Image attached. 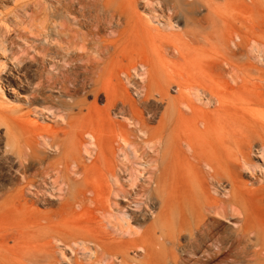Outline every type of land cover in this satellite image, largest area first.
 Segmentation results:
<instances>
[{
	"label": "rangeland",
	"instance_id": "obj_1",
	"mask_svg": "<svg viewBox=\"0 0 264 264\" xmlns=\"http://www.w3.org/2000/svg\"><path fill=\"white\" fill-rule=\"evenodd\" d=\"M91 1V16L61 20L45 10L55 0H0V223L23 227L46 216L62 226L102 222L117 238L109 244L116 243L115 259L124 258L122 264H264V154L258 148L251 154L254 165L237 172L247 188L240 201L211 221L225 237L203 246L222 247L213 257L193 244L194 220L183 221L171 209L158 218L159 203L151 200V176L155 165L171 158V136H196L199 145L216 151L227 150L223 141L234 130L249 129L255 144L258 134L264 136V105L238 97H264V0H218L207 18L199 12L208 5L192 0H140L113 18L101 15L102 0ZM152 9L164 16L151 17ZM172 9L178 13L169 15ZM242 38L249 43L241 49L235 41ZM227 60L238 70V82L237 73L219 69ZM188 81L196 89L181 86ZM220 91L224 107L216 110L211 94ZM33 94L37 102L30 101ZM84 125L92 134L89 154ZM157 127L164 135L160 143ZM54 132L58 148L44 144L43 135ZM51 160L69 163L61 172L66 177L44 173ZM71 164L87 170V184L82 175L75 178ZM62 179L73 188L83 184L88 199L59 191ZM230 189L225 179L211 194L228 198ZM177 227L183 229L178 237ZM238 229L248 235L235 243Z\"/></svg>",
	"mask_w": 264,
	"mask_h": 264
},
{
	"label": "bare ground",
	"instance_id": "obj_2",
	"mask_svg": "<svg viewBox=\"0 0 264 264\" xmlns=\"http://www.w3.org/2000/svg\"><path fill=\"white\" fill-rule=\"evenodd\" d=\"M44 1L45 3L48 2V0ZM139 1L140 0H102V5L104 7L101 15L107 18L122 15L126 11V4L135 8ZM153 2L154 0H146V5H151ZM191 3L207 4L208 10L206 12H199L203 17L207 18L210 16L211 12L216 10L218 0H192ZM91 5V0H55V6L51 8V5H45V10H47L48 14L60 18L61 20H75L78 18L82 19L81 17L86 18L91 16L93 14ZM170 11H172V13ZM150 12L149 14H153L151 17L160 19V17L164 16L162 13H157L155 9H152ZM155 12L156 14H154ZM180 12L183 16L196 14L194 10H181ZM95 13L97 15L100 14L99 11ZM167 13L169 15H176L178 12L172 9ZM239 37L241 38V36ZM242 39L238 42L234 40L236 46L241 49L243 46L247 47L249 43L248 39ZM234 51V49L231 50L232 54ZM227 58L228 57L225 59ZM227 65V67L222 65L219 69L228 71L233 75L237 73V77L233 76V80L238 82V70L235 69L228 60ZM181 86L188 90L196 89L197 87L189 81L188 83L181 84ZM211 95L217 98L215 102L217 104L216 110L224 107L223 91L212 93ZM36 96L33 94L30 97V101L37 102L39 98ZM238 97H241L248 104L256 103L264 105V97L260 93H240ZM178 102L179 100L174 98L172 101L173 107L177 106ZM241 107L242 109L249 110L244 105ZM249 131V129H244L243 131L234 130L229 132L231 135H228V141H223V144L227 145V150L225 151H216L210 149V147L208 149V147L205 148V146L199 145L196 136H171V158L169 157L170 159L164 162L159 161L160 165H155L153 176H151L155 183L152 187L154 198H151V200H157L159 203V210L156 213L158 215L157 217L159 218L164 212L171 209L172 212L181 214L178 218L183 221H187L189 218L194 220L195 228L191 230L193 244L197 249L205 250L212 257L218 254L222 250V247L218 250H213L211 246H207L206 249H203V246L208 242L223 243L225 237L216 233L211 221L218 220L216 214L224 217L227 216L229 207L233 209L234 204L240 201V195H243L245 193L244 191L247 190L245 184L237 179V172H240V170L244 168H251L254 165L251 160V154L256 151L255 147L258 148V152L264 154V136L258 134L256 138H258L260 142L255 144L253 143V139L255 138ZM82 134L85 136L83 140L85 143L84 150L89 154V146L91 144L89 139L92 137V134L85 125ZM58 135V132H54L52 135H43L44 144L52 148H58L60 145V142L57 140ZM154 137L157 139V143L161 142L164 135L160 127L155 129ZM181 142H184L187 147L183 148ZM240 142H242V144H240ZM234 144L236 147H233ZM162 151L163 149H156L158 155H160ZM68 164L69 163L65 160L56 162L52 160L47 161L44 164L43 171L45 174L49 171L52 173L53 171L56 177H60V175L65 176L61 172L69 169ZM73 165H75V163ZM205 166L209 168L208 171H205ZM70 167H72V164ZM221 167L223 168L222 171ZM72 169L74 168L72 167ZM73 173L76 176L75 178L82 175V183L85 182V184H87L86 181L89 179L87 170L82 169L78 171L74 169ZM225 179L231 184V189L228 193L230 197H213L211 190L213 189L218 192ZM79 181L77 180V183ZM56 182L57 179H55V183ZM58 184L59 191L75 194L77 197L84 194V198L88 199L86 194L81 191V186L83 184L73 188L68 182L66 183L64 179L59 181ZM262 190L261 193L264 194V188ZM255 191L256 193L259 192L258 190ZM41 199L48 200L45 194L41 196ZM23 209L24 207H19L20 211ZM154 213L155 211H152V214ZM124 215L127 217L128 213ZM1 218L2 217H0V220ZM52 220L51 216H46L44 221L42 219H36L23 227L16 223L8 224L3 220L0 223V264H22L23 262L24 264H60L63 260H66L68 264H122L124 261V258L121 261H116L115 257H118V251L115 246L116 243H113L114 246H110L109 243H112V241L117 238L112 236V234L104 228V223L98 222V226H90L89 224L62 226L53 223ZM182 231V228L179 230L177 227L176 236H181ZM137 232L138 231H135V233ZM247 235L248 233L246 231L238 229L234 238L235 243H239L241 239ZM8 239L12 241L11 245H7ZM92 243L101 247V249L93 251L91 247ZM81 250L86 251V254L90 255V257L87 259H80L79 252ZM87 250H91L90 254ZM59 251L61 252V257L57 254ZM67 251H70L71 256L67 255ZM184 251L195 253V250L188 251L184 249ZM230 251H233L232 246H230V248L228 247L226 252ZM92 254H95L94 258L91 256ZM234 263L235 262H232V264Z\"/></svg>",
	"mask_w": 264,
	"mask_h": 264
}]
</instances>
